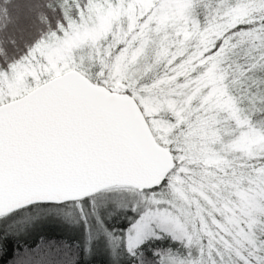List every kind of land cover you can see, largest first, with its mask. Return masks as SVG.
I'll list each match as a JSON object with an SVG mask.
<instances>
[{
  "label": "snow or ice",
  "instance_id": "snow-or-ice-1",
  "mask_svg": "<svg viewBox=\"0 0 264 264\" xmlns=\"http://www.w3.org/2000/svg\"><path fill=\"white\" fill-rule=\"evenodd\" d=\"M0 264H264V0H0Z\"/></svg>",
  "mask_w": 264,
  "mask_h": 264
}]
</instances>
